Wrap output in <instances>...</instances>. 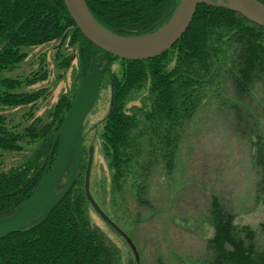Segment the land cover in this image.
<instances>
[{
  "label": "trees",
  "instance_id": "16d2710c",
  "mask_svg": "<svg viewBox=\"0 0 264 264\" xmlns=\"http://www.w3.org/2000/svg\"><path fill=\"white\" fill-rule=\"evenodd\" d=\"M84 1L99 25L124 38L157 33L173 19L181 2ZM258 1L264 4V0ZM54 43L62 44L61 49L68 44L79 51V74L70 93L62 95L44 117L35 118L49 91L28 90L48 80L46 68L40 66L24 78L5 75L27 60L26 50ZM61 49L56 53L57 67L67 71L73 57ZM93 65L103 71V82L109 80L112 87L111 110L100 134L112 191L125 199L129 184L137 205L145 207L151 177L160 171L162 178L173 180L187 126L226 78L238 98L260 84L264 100V29L236 11L204 4L198 7L186 34L167 53L151 60L127 61L90 43L64 0H0V152L36 147L23 164L0 173V224L25 207L52 173L61 151L60 130L80 89L81 67L86 74ZM115 65L119 70L113 72ZM18 108H30L28 116L33 120L21 131L3 114ZM263 144L258 140L253 159L260 170L264 196ZM83 152L69 193L45 218L0 241V264H122L118 248L90 220L87 153ZM73 166V162L68 165L58 190L66 188L63 180L69 178ZM138 218L128 219L133 233ZM212 220L211 256L195 264H264V250L253 244V231L245 229V237L240 236L233 216L217 198L212 200ZM261 229L264 234V223ZM152 264L168 263L160 257Z\"/></svg>",
  "mask_w": 264,
  "mask_h": 264
},
{
  "label": "rangeland",
  "instance_id": "374dc122",
  "mask_svg": "<svg viewBox=\"0 0 264 264\" xmlns=\"http://www.w3.org/2000/svg\"><path fill=\"white\" fill-rule=\"evenodd\" d=\"M61 45L54 43L26 50L27 60L5 75L24 78L41 67L46 68L48 80L28 90L49 91L47 99L39 103L35 118L44 117L62 95H68L79 74V51L68 44L61 49ZM60 49L64 55L73 57L67 71L57 67L56 53ZM82 69L80 88L89 74L100 84L81 140L82 157L83 151L87 153L90 220L118 248L122 264H152L160 257L168 264H195L209 259L208 240L215 233L213 198L233 216L240 236L245 237V229L253 231V244L258 250H264L261 229L264 196L260 190V170L253 159L258 140L264 143V100L260 84H255L249 95L238 98L229 79L224 80L219 92L205 101L187 126L173 180H165L160 171H155L147 185L148 203L140 207L131 185L126 187L125 199L113 193L112 175L104 159L100 134L112 106L111 84L109 80L103 82V71L95 65L86 74ZM112 69L118 71V65ZM30 112V108H18L7 109L3 114L21 131L33 122L28 116ZM35 148L25 145L23 152H0V173L23 164ZM72 172L73 168L71 175ZM71 175L63 180L66 186ZM59 184L52 199L58 198L65 189L58 190ZM135 216L139 220L133 233L128 219L133 220Z\"/></svg>",
  "mask_w": 264,
  "mask_h": 264
},
{
  "label": "water",
  "instance_id": "95a60500",
  "mask_svg": "<svg viewBox=\"0 0 264 264\" xmlns=\"http://www.w3.org/2000/svg\"><path fill=\"white\" fill-rule=\"evenodd\" d=\"M64 2L77 28L90 43L113 57L127 61L151 60L167 53L186 34L198 7L204 4L236 11L264 29V4L258 0H181L173 19L164 28L140 38L120 37L103 28L94 20L84 0ZM90 75L83 81L60 130L61 151L52 173L44 179L25 208L0 225V241L45 218L74 186L81 165L84 123L99 93L100 84ZM72 162L73 172L66 188L58 198L52 199Z\"/></svg>",
  "mask_w": 264,
  "mask_h": 264
}]
</instances>
